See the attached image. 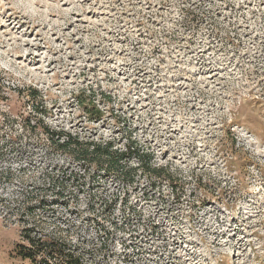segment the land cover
Returning <instances> with one entry per match:
<instances>
[{"label": "rangeland", "instance_id": "obj_1", "mask_svg": "<svg viewBox=\"0 0 264 264\" xmlns=\"http://www.w3.org/2000/svg\"><path fill=\"white\" fill-rule=\"evenodd\" d=\"M32 102L54 129L142 146L174 183L80 195L88 172L5 126ZM0 120V264L35 222L86 264H264V0H0Z\"/></svg>", "mask_w": 264, "mask_h": 264}, {"label": "trees", "instance_id": "obj_2", "mask_svg": "<svg viewBox=\"0 0 264 264\" xmlns=\"http://www.w3.org/2000/svg\"><path fill=\"white\" fill-rule=\"evenodd\" d=\"M33 98L36 96L34 95ZM32 109L35 112L33 117V111L29 115L21 113L20 120L8 121L9 124L5 118L3 119L4 122L6 121L5 126L9 125L13 129L18 124L26 136H41L40 140H43L51 151L67 154L83 169V172H88L80 174V195L86 193L87 188L91 187V181L100 182L113 179L126 187H131L144 176L153 182L174 183L173 173L169 171L168 167L155 164L153 154L141 149L142 146L130 142L121 148L112 141L81 139L77 134L54 129L38 118V114L46 113L44 107L41 109L32 102ZM91 113L93 114V112ZM34 120L35 122H33ZM66 176H68L70 184L71 181L72 183L79 182L77 174H67ZM50 180L55 194L60 197L67 195L69 198L71 196L73 191L66 193L65 181L62 178L60 180L59 177L52 176ZM88 194L92 198L91 206L94 210L92 212H96V205L99 204L100 208H103L100 214H103L104 222L117 225L112 216L117 201L114 199L96 200V195H92V191H89ZM126 201H128L127 198ZM84 255V251H79L65 237L61 229L54 228L46 231L36 222L32 227L23 228L21 241L16 243L14 248V256L19 259V264H86Z\"/></svg>", "mask_w": 264, "mask_h": 264}]
</instances>
